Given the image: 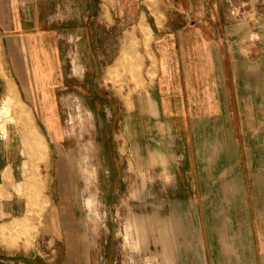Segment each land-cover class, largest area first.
<instances>
[{
	"label": "crops",
	"instance_id": "crops-1",
	"mask_svg": "<svg viewBox=\"0 0 264 264\" xmlns=\"http://www.w3.org/2000/svg\"><path fill=\"white\" fill-rule=\"evenodd\" d=\"M124 38L138 41L143 64L126 105L114 73L130 50H123ZM4 39L13 51L8 75L51 152L57 149L56 159L67 141L59 93L72 85L81 100L94 102L95 145L107 158L111 142L119 165L124 160L142 172L157 169L156 179L164 182L157 196L165 198L159 219L174 231L164 233L152 259L264 264V0H0ZM85 83L79 93L76 84ZM7 163L0 154V226L18 219L36 233L42 213L41 241L35 235L11 247L8 230L0 235V264L70 262L63 257L58 205L34 210L13 186L18 171L13 168L14 182L7 176ZM39 168L49 174L54 163L47 159ZM55 169L58 174L56 162ZM117 175L126 193L135 189L134 173L122 168ZM136 213L129 227L137 238L131 224Z\"/></svg>",
	"mask_w": 264,
	"mask_h": 264
},
{
	"label": "rangeland",
	"instance_id": "rangeland-1",
	"mask_svg": "<svg viewBox=\"0 0 264 264\" xmlns=\"http://www.w3.org/2000/svg\"><path fill=\"white\" fill-rule=\"evenodd\" d=\"M90 8L92 10V5L88 4L86 10ZM126 43L128 41L124 38L123 50L129 47L130 50L118 59L114 71L119 77L117 90L125 98V105L130 95L131 79L136 74L140 75L143 68L141 55L136 53L138 41H130L129 45ZM0 46L3 52V62L0 57V73L6 80L4 86L0 77V154L7 156V176L13 182V168L18 171L19 182H14L13 186L29 198L34 210L42 205H58L65 232L63 257H70V262L66 261V264H158L152 257L157 256L156 247L164 233H152L149 242L143 247L129 227L133 213L159 216L158 210L164 207L165 198L157 196L164 184L156 179L159 177L155 172L157 169L142 172L141 165L131 163L132 167L131 164L126 167L124 160L123 165H119L115 160L118 150L111 142L107 145V158L106 153L95 145L94 117L89 108L94 107V102L81 100L80 95L74 91L77 87L72 85L70 92L66 89L64 94L63 91L59 93L60 119L67 141L66 149L59 146L56 159L57 149L54 147V152H51L44 135L35 124L33 109L20 97L16 83L9 76V68L13 64L12 48L9 54L5 39L0 42ZM4 62L7 71L4 70ZM76 86L80 88L79 93L87 89V83ZM126 89L127 94H124L123 90ZM53 123L57 124L55 120ZM105 130L108 132V129ZM137 152L136 149L132 150L136 159ZM47 159L54 163L49 174L42 173L39 168V163ZM122 168L125 173H134L132 185L135 189H131V194L125 192L126 183L118 178L117 173L122 172ZM45 194L49 195L50 201ZM53 214L52 221L57 229L60 215L55 207L50 215ZM37 215L36 233L35 227L27 221L14 219L0 226V235L6 236L10 231L7 240L14 245L11 247H16V242L21 239L33 242L35 235L41 241L42 213ZM151 242L154 244L149 245ZM38 258L43 259L40 255ZM59 258L61 261V255Z\"/></svg>",
	"mask_w": 264,
	"mask_h": 264
},
{
	"label": "bare ground",
	"instance_id": "bare-ground-1",
	"mask_svg": "<svg viewBox=\"0 0 264 264\" xmlns=\"http://www.w3.org/2000/svg\"><path fill=\"white\" fill-rule=\"evenodd\" d=\"M146 31H147V29H146ZM149 36L150 35H148L147 38H146L147 41L149 39ZM162 220L159 219L158 215L147 216V215H144V214H135L133 219L131 220V224H132L133 228L136 229L137 232H138V236H137L138 240L139 241L141 240V243L143 241L146 244V242H147L148 238L150 237V235L152 233H154V235H155V232L156 231L158 232L159 229H160V232H161V229H162V233H166L168 235L173 233V231H174L173 225L164 224ZM157 235H158V233H157ZM156 240L158 242V238H156Z\"/></svg>",
	"mask_w": 264,
	"mask_h": 264
}]
</instances>
